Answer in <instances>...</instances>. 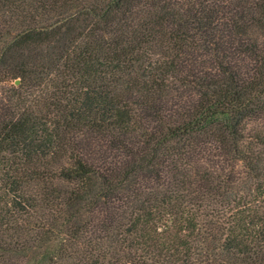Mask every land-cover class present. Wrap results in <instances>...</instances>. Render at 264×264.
<instances>
[{
	"label": "trees",
	"instance_id": "obj_1",
	"mask_svg": "<svg viewBox=\"0 0 264 264\" xmlns=\"http://www.w3.org/2000/svg\"><path fill=\"white\" fill-rule=\"evenodd\" d=\"M0 264H264V0H0Z\"/></svg>",
	"mask_w": 264,
	"mask_h": 264
},
{
	"label": "water",
	"instance_id": "obj_2",
	"mask_svg": "<svg viewBox=\"0 0 264 264\" xmlns=\"http://www.w3.org/2000/svg\"><path fill=\"white\" fill-rule=\"evenodd\" d=\"M16 84L19 85V84H20V80H17V81H16Z\"/></svg>",
	"mask_w": 264,
	"mask_h": 264
}]
</instances>
